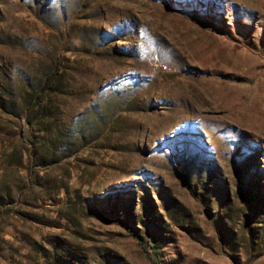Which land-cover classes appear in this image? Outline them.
Instances as JSON below:
<instances>
[{"label":"rangeland","instance_id":"1","mask_svg":"<svg viewBox=\"0 0 264 264\" xmlns=\"http://www.w3.org/2000/svg\"><path fill=\"white\" fill-rule=\"evenodd\" d=\"M0 264H264V0H0Z\"/></svg>","mask_w":264,"mask_h":264},{"label":"trees","instance_id":"2","mask_svg":"<svg viewBox=\"0 0 264 264\" xmlns=\"http://www.w3.org/2000/svg\"><path fill=\"white\" fill-rule=\"evenodd\" d=\"M64 71L65 69L61 64L55 66L53 73L49 76L42 88L38 85L30 84L28 90L25 91L26 98H24V101L27 110L30 111L26 115L25 121L28 131L29 129H33L34 131L33 135L35 137L33 136L31 142L35 145L36 150L33 152V155L39 156V159H49V157L55 155L56 149L64 143L63 134L58 132V130L55 132L52 127H49L50 119L56 115L62 98V88L60 86V88L55 87L54 82L56 79L63 81L65 76ZM58 85H61V83ZM14 105L15 108L13 105H9L8 108H3V110L8 111L10 114L18 115V112H16V104ZM44 127L45 130L42 132L41 129ZM55 129L57 128L55 127ZM52 144L54 150L51 148Z\"/></svg>","mask_w":264,"mask_h":264}]
</instances>
